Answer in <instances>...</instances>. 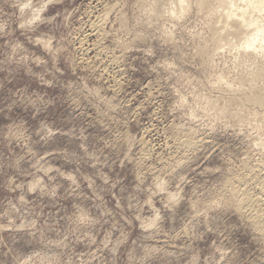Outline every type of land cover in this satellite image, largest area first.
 <instances>
[{
	"label": "clouds",
	"instance_id": "clouds-1",
	"mask_svg": "<svg viewBox=\"0 0 264 264\" xmlns=\"http://www.w3.org/2000/svg\"><path fill=\"white\" fill-rule=\"evenodd\" d=\"M0 264H264V0H0Z\"/></svg>",
	"mask_w": 264,
	"mask_h": 264
}]
</instances>
